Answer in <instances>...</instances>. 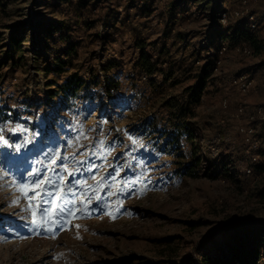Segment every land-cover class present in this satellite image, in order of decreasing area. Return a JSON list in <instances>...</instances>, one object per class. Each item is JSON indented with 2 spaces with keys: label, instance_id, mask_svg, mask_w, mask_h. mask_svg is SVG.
Returning <instances> with one entry per match:
<instances>
[{
  "label": "rangeland",
  "instance_id": "obj_1",
  "mask_svg": "<svg viewBox=\"0 0 264 264\" xmlns=\"http://www.w3.org/2000/svg\"><path fill=\"white\" fill-rule=\"evenodd\" d=\"M170 1L103 0L91 7L86 16L96 21L89 27L79 23L75 38L80 43L79 56L57 76L55 71L45 74L42 69L57 58L58 45L37 60L30 49L36 44V22L53 19L57 12L45 8L43 0H3L7 9L0 7V31L6 42L14 30L24 32L25 40L13 52L14 63L7 59V47H0V107L9 116L0 119V264H120L130 258L133 264H143L188 256L198 263L214 242L221 243L225 228L264 219V170L244 172L249 157L239 128L252 122L248 113L235 116L239 105L248 111L264 107V49L245 54L237 50L243 44L223 42L213 55L217 66L201 103L187 116L205 166L213 173L228 166L233 177L211 176L204 170L198 177L183 176L177 171L178 161L190 159V145L183 144L182 159L154 147L159 141L158 128L171 124L170 112L161 101L179 96L183 86L194 80L173 86L163 81L160 72L145 78L139 65L141 42H147L153 59L164 43L171 48V60L190 64L196 72L205 61L195 62L191 51L205 41L194 34L204 32L215 15L204 0L171 19ZM220 2L232 11L242 0ZM247 2L251 12L264 16V0ZM111 9L115 13L105 15ZM177 31L188 34V41L178 40L172 46ZM251 32L264 41L262 28ZM207 54L204 49L200 58ZM75 72L85 79V89L58 112L64 100L56 95L51 103L46 102V82L58 77L61 83ZM243 73L255 79V87L246 93L231 83ZM106 80L120 84L106 93ZM225 98L229 99L226 109ZM147 119L151 123L143 128ZM254 125L264 138L263 118ZM57 156L60 160L53 166ZM61 162L67 171L60 170ZM53 167L55 171H49ZM36 170L54 180L65 178V198L75 204L69 205L74 215L63 217L67 221L64 230L51 223L34 228L28 201L21 197L19 204H12L20 195L13 181L27 183L24 177ZM68 187L75 196L67 192ZM57 202L64 203L53 195L45 197L40 206L55 211ZM48 227L54 231H47Z\"/></svg>",
  "mask_w": 264,
  "mask_h": 264
},
{
  "label": "trees",
  "instance_id": "obj_2",
  "mask_svg": "<svg viewBox=\"0 0 264 264\" xmlns=\"http://www.w3.org/2000/svg\"><path fill=\"white\" fill-rule=\"evenodd\" d=\"M102 1L43 0L42 4L45 8L51 9L52 13L57 12V14L53 19L44 18L36 22L35 27L38 29L37 37H35L36 44L31 46L30 49L34 54V60H37L41 54L50 53L54 44L58 45L57 58L54 62L47 63L45 68L42 69L45 74L55 71L57 76H59L67 71V66H73L74 59L79 56L78 47L80 43L75 39L80 31L81 26L79 23L83 21L88 27L92 26L96 20L88 18L86 12L98 3H102ZM203 1L171 0L168 3L170 18L174 19L179 11L182 13L187 11L191 4L199 5ZM208 1L214 9L215 15H212L204 32L194 34L195 37L201 35L205 41L203 45L196 46L191 51V56H196L195 62L205 61L196 72H193L194 70L190 64L171 60V48L164 43L158 47L156 59H153L152 55L147 52V42L142 41L139 65L144 76L151 77L155 72H160L163 74V81H171L173 86H182L185 82L191 79L194 80L187 86H183L179 96L164 98L161 101L160 105L168 108L170 112L169 122L171 124L170 128L166 126L158 128L159 141L154 143L155 149L159 153L174 154L178 159H182L185 158V154L181 150L182 146L183 144H189L190 159L178 161L180 166L177 171L180 174L198 177L201 171L204 170V173L211 176L223 174L233 177L228 166L223 165L214 173L210 172L211 170L207 168L208 166H205L203 156L200 155V146L195 142L196 134L189 124L187 116L193 114L195 107L201 103L209 78L217 66V58H214L213 55L220 51L223 42H229L231 45L243 44L251 47L255 53H261L264 49V41L251 32L246 17L231 18L227 25H223L219 20L218 13L226 8L221 6L220 0ZM0 7L3 11H6L7 4L0 0ZM62 7L65 8L61 9ZM111 13H115V10L105 11L107 16H112L113 14ZM166 27L169 29L168 32H171L172 28L169 25ZM24 34V32L14 30L9 35V42L7 43L4 33L0 31V47H7L5 53L7 59H11L12 63L15 62V54L13 52L22 47L25 40ZM188 37L189 35L184 32H175L172 46L178 40L188 41ZM204 49L208 50L207 57L200 58ZM1 65L2 63H0ZM36 67L41 69V64L38 63ZM94 77H96V74ZM150 82L152 85L155 84L153 80ZM97 83L99 84L100 81H97ZM119 84L120 82L117 80H106L103 88L106 93H110L112 85ZM46 85L48 87L46 102L51 103L56 95H61L64 100L57 109L59 112L66 107L64 105L68 103L69 99H73L79 94L82 95L86 81L78 72H75L67 74L61 83L58 82V77L48 79ZM6 113V110L0 107V119H9ZM150 123V119L144 120L143 128ZM256 170H264V167L257 166ZM222 237L221 243L217 244L214 242L212 250L209 251L207 249L198 263H196L193 256H188L183 260H148L144 261L143 264H264V219H250L232 224L224 229ZM134 261V259L130 258L120 264H133Z\"/></svg>",
  "mask_w": 264,
  "mask_h": 264
},
{
  "label": "built area",
  "instance_id": "obj_3",
  "mask_svg": "<svg viewBox=\"0 0 264 264\" xmlns=\"http://www.w3.org/2000/svg\"><path fill=\"white\" fill-rule=\"evenodd\" d=\"M218 15L223 25H227L231 18L246 17L251 31H256L260 28L264 30V17L251 12L248 8L247 0H242L241 5L232 11L228 10V8L223 9ZM223 49L221 50L222 52ZM237 50L245 54L251 52V48L246 45L238 46ZM144 77L147 78L146 76ZM231 83L242 93H246L255 87V79L248 73L234 76L231 79ZM222 104L225 109L228 108L229 99L225 98ZM246 108L245 105L237 106L235 116L240 117L248 113V118L252 122L239 128L240 133L243 135V141L247 145L246 152L249 157V163L245 166L244 172L246 175H250L255 172L257 166L264 167V138L258 135L256 126L254 125V122L258 118H263L264 120V107L254 106L249 111Z\"/></svg>",
  "mask_w": 264,
  "mask_h": 264
},
{
  "label": "snow or ice",
  "instance_id": "obj_4",
  "mask_svg": "<svg viewBox=\"0 0 264 264\" xmlns=\"http://www.w3.org/2000/svg\"><path fill=\"white\" fill-rule=\"evenodd\" d=\"M16 147H20V145H16ZM58 160H60V158L57 156L52 160V165L56 166ZM59 168L61 171H67V165L62 162L59 164ZM49 171H55V167L49 169ZM69 175H73V173L69 172ZM24 179L27 180V183L22 182L17 185L16 182L13 181V186H15V190L20 193V195L13 199L12 204H19L21 197L28 201V210L31 212V223L34 228H42L46 224L51 223L59 226L60 230H64V225L67 221L64 220L63 217L74 215V208L69 205L75 204V200H67L65 198L66 194L64 193L62 187L65 183V178L61 176L58 180H54L52 176L47 175V172L36 170L28 172ZM49 186L51 188L58 189V192L54 194L50 190ZM29 191L32 193L31 196H29ZM67 192L72 193V195L75 196L71 187H68ZM53 195L56 196L57 201H64V203L61 204L57 202L53 204L55 211H51L49 208L40 206L45 202V197ZM91 199V197L88 198L89 203H91ZM33 201H36V203L34 204ZM37 213H39V219H37ZM77 227L79 226L77 225ZM47 231L53 232L54 228L48 227Z\"/></svg>",
  "mask_w": 264,
  "mask_h": 264
},
{
  "label": "crops",
  "instance_id": "obj_5",
  "mask_svg": "<svg viewBox=\"0 0 264 264\" xmlns=\"http://www.w3.org/2000/svg\"><path fill=\"white\" fill-rule=\"evenodd\" d=\"M264 17V16H263Z\"/></svg>",
  "mask_w": 264,
  "mask_h": 264
}]
</instances>
